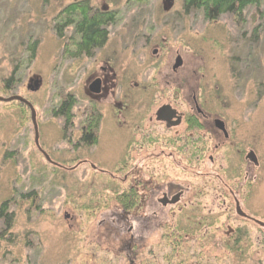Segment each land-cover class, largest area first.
<instances>
[{"label": "rangeland", "instance_id": "1", "mask_svg": "<svg viewBox=\"0 0 264 264\" xmlns=\"http://www.w3.org/2000/svg\"><path fill=\"white\" fill-rule=\"evenodd\" d=\"M81 1L95 8L112 2L110 9L121 11L117 18L125 17L109 30V45L99 58L111 60L118 80L115 93L127 80L139 84L130 114H137L136 107L148 98L169 95L167 75L180 51L183 71H194L191 84L204 75L201 94L209 109L247 120L238 134L243 144L254 147L259 161L255 183L239 188L242 181L235 184L234 178L243 174V167L233 150L218 154L220 161L210 168L209 179L187 174L193 182L182 186L194 195L193 221L209 220L207 235L199 226L192 239L185 240L181 230L186 227L179 226L176 234L167 224L171 217L164 216L166 224L145 233L144 251L134 264H264V229L240 219L229 196L234 190L243 212L264 222V0L245 10L242 24L231 15L215 22L205 20L201 11L185 15L182 0H138L145 5L141 9L121 7L124 0ZM72 2L0 0V97L21 96L33 106L39 147L59 163L49 164L37 150L29 109L0 102V207L6 202V212L13 215L8 230L0 220V264H131L122 236L114 231L116 216L111 215L122 187L109 175L121 181L124 160V124L117 110L103 105L96 148L74 146L91 65L86 57L69 53L78 39L73 27L59 32L58 15ZM134 17L145 21L129 23ZM135 33H151L150 46L139 49L140 43L133 45L135 52L134 47L122 52L125 36ZM154 45L159 47L155 54ZM32 79L40 81L37 91L28 89ZM67 97L76 101L70 121L54 116ZM69 155L75 159L66 160ZM83 159L87 164L78 166ZM164 174L168 177L170 171ZM30 192L35 198H24ZM186 213L178 216L179 225ZM229 227L236 232L227 238Z\"/></svg>", "mask_w": 264, "mask_h": 264}, {"label": "flooded vegetation", "instance_id": "2", "mask_svg": "<svg viewBox=\"0 0 264 264\" xmlns=\"http://www.w3.org/2000/svg\"><path fill=\"white\" fill-rule=\"evenodd\" d=\"M79 1L81 0H75V2ZM75 2L72 3L75 4ZM108 3H105L101 8L98 6L95 8L94 5L90 6L114 17V23L109 22L104 26L110 34L109 30L114 27L116 22L124 21L125 17L117 18L121 11L110 9L113 3ZM123 3L125 5L121 7L124 8L141 9L145 6L138 0H124ZM129 19L132 21L129 23L135 24H139L142 20L145 21V18L141 17ZM126 24L128 23L126 22ZM109 34L106 43L101 48L96 49L91 56L86 57L91 65V77H89L86 87L83 88L87 102L82 109L78 122L79 129L76 131L78 145L74 146H77L78 150L96 148L104 115L103 105L111 106L112 111L117 110V115L124 124V160L122 162L123 176L121 181L116 179L114 174L109 175L111 180L119 182L122 187L120 195L116 196L119 198L113 199V204L117 208L113 210L111 215L116 216L114 231L122 236L123 250L126 251L125 257L131 264H134L135 261H138L136 260L137 257L144 251L145 233H150L151 228L161 227L163 223L166 224L165 220L162 222L164 216L165 218L166 216L171 217L170 223L167 222V224L172 231H175L174 233H178L179 226L186 227L181 230L185 240L192 239L195 228L199 226L206 228L204 233L205 236L207 235L209 220L193 221L196 211L195 208L193 209L192 202L194 195L189 187L182 186L193 182L189 179L190 177H186L187 174L192 176L196 172L199 176L201 175L200 178L209 179L210 168H214L217 161H220L218 154L220 155L222 151L233 150L238 154L239 163L243 167V174L240 173L234 178L235 184L242 181L238 186L239 188L242 184L253 185L255 183L259 161L254 147L243 144L238 134L240 126L247 120L240 115L238 117L228 116V114L220 115L209 109L201 94V80H203L204 75H201L198 83L193 86L191 78L194 71L186 69L183 71L184 64L180 51L175 52L176 58L167 75L170 81L165 84V88L169 90V95L148 98L146 102L140 103L136 107L137 114H130L131 101L132 103L134 101L132 94L137 90L139 91V84L131 83L125 74L126 86L121 87L115 93L113 87H117L118 80L111 60L99 58V54L109 45L111 39ZM125 37L127 39H123L124 48L122 52H129L131 47H134L132 51L135 52L136 46L133 45L140 43L142 46L139 49H147L153 40L151 33H135L130 37ZM142 41L144 42L142 43ZM175 43L179 44V42ZM153 47V54H155L159 51V47L158 45ZM178 58L180 65L176 67ZM123 71L128 73L126 67ZM65 121L67 120L65 119ZM67 125L71 126L72 123L69 122ZM74 152L70 151L69 153ZM48 158L49 161L45 160L49 164L59 165V163L53 162L49 156ZM73 159H75V155H69L66 160ZM66 160L64 159L62 163H65ZM86 162L88 161L83 159V161H79L78 166L87 164ZM90 168L94 170V164H91ZM199 168L204 171L200 173L194 170ZM167 170L170 171L168 177L164 174ZM180 175L185 177H180ZM222 181L226 182L225 179ZM204 195L198 194L200 198ZM229 196L233 198L234 206L236 207L238 204L240 211L243 212L241 201L236 198L234 190H229ZM189 210L190 212H188ZM183 213L187 214V218L183 225H179L177 218ZM243 214L245 215L244 218L236 213L240 219L264 229V222L245 212ZM227 231V238L236 232L230 227ZM195 239L196 241L199 240L198 237Z\"/></svg>", "mask_w": 264, "mask_h": 264}, {"label": "trees", "instance_id": "3", "mask_svg": "<svg viewBox=\"0 0 264 264\" xmlns=\"http://www.w3.org/2000/svg\"><path fill=\"white\" fill-rule=\"evenodd\" d=\"M259 0H182V7L185 15L191 12L201 11L203 17L208 22L218 21L223 15H231L235 18L237 24L245 21L244 12L250 6H257ZM88 1H79L70 4L59 13L58 19L61 20L59 32L68 27H73L78 39L70 48L69 53L74 57H89L98 48H101L108 39V31L104 28L107 23H114V17L105 12L98 11L88 4ZM29 60L32 61L35 56L34 50L29 51ZM7 83V82H6ZM7 90L11 87L6 85ZM67 97L59 105L55 111V117H62L64 120L70 121L72 118L71 111L75 100ZM24 198H35V193L30 192L24 195ZM7 203H3L0 207V220H4L5 230L12 227L13 215L7 213Z\"/></svg>", "mask_w": 264, "mask_h": 264}, {"label": "water", "instance_id": "4", "mask_svg": "<svg viewBox=\"0 0 264 264\" xmlns=\"http://www.w3.org/2000/svg\"><path fill=\"white\" fill-rule=\"evenodd\" d=\"M180 59L178 58L177 59V62H176V67L180 65ZM32 84L29 85L28 89H30L31 91H37V89L39 88L40 86V81H38V79H35V81H31ZM0 102H3V103H10V102H16V103H20V104H23L24 106H26L28 109H29V113H30V118H31V123H32V126H33V131H34V144L35 146L38 148V150L42 153V155L45 157V159L47 161H49V158L48 156L41 150V148L39 147V143H38V127H37V123H36V113L33 106L27 102L24 98H22L21 96H11V97H8V98H3V97H0ZM236 208V213L237 215L241 216V217H245V215L243 214V212L240 211V208L237 204V206L235 207ZM261 226H263L262 224H260Z\"/></svg>", "mask_w": 264, "mask_h": 264}]
</instances>
